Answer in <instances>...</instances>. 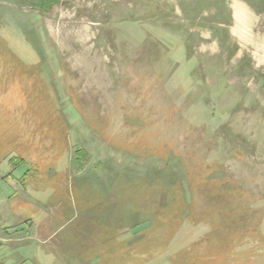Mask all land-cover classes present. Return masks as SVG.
<instances>
[{
  "label": "rangeland",
  "instance_id": "obj_1",
  "mask_svg": "<svg viewBox=\"0 0 264 264\" xmlns=\"http://www.w3.org/2000/svg\"><path fill=\"white\" fill-rule=\"evenodd\" d=\"M37 2L0 0L15 260L264 264V0Z\"/></svg>",
  "mask_w": 264,
  "mask_h": 264
},
{
  "label": "trees",
  "instance_id": "obj_2",
  "mask_svg": "<svg viewBox=\"0 0 264 264\" xmlns=\"http://www.w3.org/2000/svg\"><path fill=\"white\" fill-rule=\"evenodd\" d=\"M60 1L61 0H38V2L36 3V5L39 6V8L42 11L46 12V11L51 10L52 6L55 5V4H58ZM13 56L14 55H13V53H11L10 49H8L5 46L0 47V58L1 57L2 58H4V57H7V58L8 57L9 58L11 57V58H13ZM7 162L12 166L13 171H15L16 169H18L20 166L25 165V162L21 158H19L18 156L12 157ZM12 173L13 172L9 173L7 176L2 177L1 179L9 178L10 176H12ZM26 176H28V173H26L24 175V178ZM226 185H228V182L225 180L224 183H222V185H221V192L223 194L229 193L228 192L229 190H227ZM190 216H191V219H194V218H192L193 214L191 212V209H190ZM250 217H251L250 214H242V216L240 217V219H241L240 221L243 222V223H245V222L247 223L249 221ZM199 260L200 261L193 260L191 264H197V263L198 264H202L203 263L202 260L201 259H199Z\"/></svg>",
  "mask_w": 264,
  "mask_h": 264
},
{
  "label": "crops",
  "instance_id": "obj_3",
  "mask_svg": "<svg viewBox=\"0 0 264 264\" xmlns=\"http://www.w3.org/2000/svg\"><path fill=\"white\" fill-rule=\"evenodd\" d=\"M12 215V214H11ZM11 219V216L6 217L7 222L9 224H12L9 220ZM13 225V224H12ZM25 238L21 237L18 233L15 232V229L7 227L3 231L2 235H0V264H21L24 262L23 260L21 262H18L15 260V256L12 250L17 243L23 244ZM49 237H45V239L42 241L43 243H46L48 241ZM16 248V247H15Z\"/></svg>",
  "mask_w": 264,
  "mask_h": 264
}]
</instances>
